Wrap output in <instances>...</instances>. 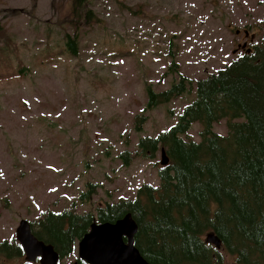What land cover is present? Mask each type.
<instances>
[{
  "label": "rangeland",
  "instance_id": "obj_1",
  "mask_svg": "<svg viewBox=\"0 0 264 264\" xmlns=\"http://www.w3.org/2000/svg\"><path fill=\"white\" fill-rule=\"evenodd\" d=\"M86 1L90 26L82 15L75 19L84 11L76 0H0V25L12 42L0 38V242L16 240L20 221L49 210L94 212L134 198L144 184L158 187L161 154L128 166L119 155L178 123L197 81L241 55L239 30L264 44V0ZM76 31L77 59L64 50L65 35ZM174 59L179 72L170 70ZM20 67L28 74L18 75ZM179 73L192 87L148 111L137 130L148 87L168 90ZM227 124L212 130L226 135ZM202 130L195 123L183 138L200 142ZM89 183L99 185L97 194L80 201Z\"/></svg>",
  "mask_w": 264,
  "mask_h": 264
},
{
  "label": "trees",
  "instance_id": "obj_2",
  "mask_svg": "<svg viewBox=\"0 0 264 264\" xmlns=\"http://www.w3.org/2000/svg\"><path fill=\"white\" fill-rule=\"evenodd\" d=\"M88 26L95 20L86 0H76ZM81 22L72 21L71 28ZM7 44L11 40L2 32ZM78 31L64 37V50L71 58L80 56ZM14 53L13 51H11ZM170 55L175 58L173 50ZM176 70L175 59L170 67ZM20 67L18 75H27ZM180 74V82L157 93L148 87L144 114L137 117L136 129L148 111L181 97L193 81ZM196 98L178 123L156 137L140 139L137 149L119 155L124 165L133 158L155 161L164 149L169 165L159 169L160 185L144 184L134 198L105 203L94 212L49 210L31 221L34 235L52 245L60 255L59 264H87L77 248L94 222L115 223L131 214L139 226L135 246L151 264H264V44L255 45L217 73L196 83ZM228 121V133L213 132L215 124ZM200 123L202 140L183 138L193 124ZM98 184L89 183L80 201L91 200ZM214 233L222 242L218 250L205 237ZM16 241L0 242V258L24 259ZM0 264H6L0 262Z\"/></svg>",
  "mask_w": 264,
  "mask_h": 264
},
{
  "label": "water",
  "instance_id": "obj_3",
  "mask_svg": "<svg viewBox=\"0 0 264 264\" xmlns=\"http://www.w3.org/2000/svg\"><path fill=\"white\" fill-rule=\"evenodd\" d=\"M161 155V166H168L169 159L164 149ZM138 232L139 226L131 214L115 223L94 222L78 244V258L87 264H151L135 246ZM205 240L216 249H222V242L214 233H208ZM16 241L22 247L27 262L60 263L59 253L52 245L45 244L34 235L29 220L20 221L16 229Z\"/></svg>",
  "mask_w": 264,
  "mask_h": 264
},
{
  "label": "flooded vegetation",
  "instance_id": "obj_4",
  "mask_svg": "<svg viewBox=\"0 0 264 264\" xmlns=\"http://www.w3.org/2000/svg\"><path fill=\"white\" fill-rule=\"evenodd\" d=\"M237 33L238 36L242 37L241 41L237 44L238 52L241 54H244L245 52L248 54L251 53L255 48V44L253 42L254 35L249 30H247V27L239 30ZM36 264H39V261Z\"/></svg>",
  "mask_w": 264,
  "mask_h": 264
}]
</instances>
